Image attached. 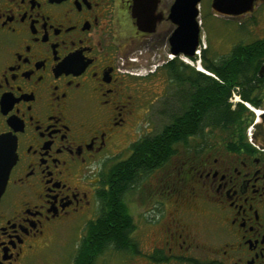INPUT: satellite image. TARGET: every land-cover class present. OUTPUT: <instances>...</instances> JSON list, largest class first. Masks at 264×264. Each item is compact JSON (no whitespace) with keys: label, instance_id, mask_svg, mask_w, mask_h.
<instances>
[{"label":"flooded vegetation","instance_id":"af4514ba","mask_svg":"<svg viewBox=\"0 0 264 264\" xmlns=\"http://www.w3.org/2000/svg\"><path fill=\"white\" fill-rule=\"evenodd\" d=\"M154 1L139 18L135 0H0V156L14 152L0 194V264H32L68 221L84 232L51 262L81 264L88 224L113 186L111 166L187 109L188 82L164 69L175 59L188 63L169 55L175 0ZM216 13L263 16L264 31V0L239 14ZM214 67L230 80L232 110L248 101L257 112L246 106L243 122L223 120L208 139L202 127L181 140L176 182L171 145L164 161L139 172L122 194L132 228L130 243L118 247L129 254L121 264H264V55H218ZM157 105L166 119L158 132L146 120ZM136 166H121L117 178ZM135 190L138 205L150 203L146 190L151 198L144 222L131 207Z\"/></svg>","mask_w":264,"mask_h":264},{"label":"trees","instance_id":"16d2710c","mask_svg":"<svg viewBox=\"0 0 264 264\" xmlns=\"http://www.w3.org/2000/svg\"><path fill=\"white\" fill-rule=\"evenodd\" d=\"M227 55H264V37L248 43L240 42ZM200 57L204 68L214 73L216 77L179 59L173 60L169 66L164 67L176 80L188 82L187 109L174 113L173 124L170 127H165L155 140L142 142L138 147L142 149L141 151L136 147L137 153L134 152L126 160L116 162L111 166L108 175L109 182L113 186L109 191L104 192L102 215L88 224L87 234L81 243L82 246L87 247L83 248V251L80 248L77 255L78 262L81 264H87L88 261L89 264H95L97 257L105 252L111 244L118 249L120 245L127 246L130 243L131 238L128 232L132 228L131 217L127 204L122 200V194L138 180L139 172L148 171L152 169L153 165H158L166 159L165 148L168 149V146L171 145L170 152L176 154L179 142L181 140H184L185 143L188 142L190 134L201 130L202 127L204 131L208 130L204 132V137L208 139L221 121L236 117L239 122H243L249 114L250 110L245 105L240 106L237 110H232L229 102L232 92L230 80L224 77L219 78L214 67L215 57L211 56L209 46L201 49ZM183 122L185 126L182 125ZM235 128L234 126L220 127V129L228 131ZM168 135H171V142L166 140ZM160 150H163L162 153L159 152ZM145 151L150 153L146 158L142 154ZM139 153L142 154V157H138ZM132 160L137 164L135 170L127 169L123 173V179H118L120 167L128 165Z\"/></svg>","mask_w":264,"mask_h":264},{"label":"rangeland","instance_id":"374dc122","mask_svg":"<svg viewBox=\"0 0 264 264\" xmlns=\"http://www.w3.org/2000/svg\"><path fill=\"white\" fill-rule=\"evenodd\" d=\"M201 4L203 11L199 17V19L202 21V43L200 47L202 49L203 47L209 46L211 49V56L213 57L218 55H227V53H229L236 44L240 42L248 43L251 42L252 39L264 35V31H262L257 25L258 23H263V16H257V18L254 17V19L250 16L228 17L214 12L211 9V0H202ZM200 55L201 54H198V59ZM188 62L190 65H195V68L197 69L198 66L201 65L199 61L192 62L190 59H188ZM150 87L151 90L155 88L151 85ZM161 108V105H157L158 110L146 116V120L148 119L154 121L150 126H152L156 132L161 130L162 125L166 123V119L159 112V109ZM145 124L146 123L143 122L141 126H145ZM184 153L185 149L182 146H178V155L174 158L171 167L173 171V182H176V175L178 174L175 168L183 161ZM145 180V183L147 184L156 183V179L154 177H148ZM139 194L140 193H138L136 190L134 193H131L133 198L136 200V203H132L131 207L133 214L138 213L135 215L136 218L138 217V222H144L145 220L142 218V216H151L152 210L151 212L144 211L145 209H151L150 206H152V203L151 198L147 197L148 192L146 190L143 193L145 195L144 199L145 202L150 203H148L147 206H145L144 203L138 205L137 200L141 198L138 197L140 196ZM72 225L73 222L70 221L64 223L62 225L61 235L57 239L53 240L51 242L50 248L36 257L32 264H52L51 261L59 254L61 255V253L68 249V247L71 245V243L69 244L68 242L73 241V243H76L77 240H79V235H82L84 230L73 229ZM65 243H68L69 245L67 244L64 246ZM128 255L129 254L127 252L120 251L112 246L109 247L101 256L97 257L95 264H121L123 260H128Z\"/></svg>","mask_w":264,"mask_h":264},{"label":"water","instance_id":"95a60500","mask_svg":"<svg viewBox=\"0 0 264 264\" xmlns=\"http://www.w3.org/2000/svg\"><path fill=\"white\" fill-rule=\"evenodd\" d=\"M146 0H135L133 16L139 18L145 17ZM201 0H175L169 18L176 27L169 37L171 44V53L175 55L184 54L189 57L196 55V50L200 46L201 36V22L199 19L200 9L199 3ZM255 0H213V7L216 12L226 14H239L253 9ZM152 2V0H148ZM154 2H157L154 1ZM155 6V3L154 5ZM151 7L150 5L147 6ZM154 30V27H150ZM3 140L2 138H0ZM1 142V141H0ZM14 162V152L12 156L10 152L4 156H0V194L5 188L6 181L9 175L10 168Z\"/></svg>","mask_w":264,"mask_h":264},{"label":"built area","instance_id":"2783aa9c","mask_svg":"<svg viewBox=\"0 0 264 264\" xmlns=\"http://www.w3.org/2000/svg\"><path fill=\"white\" fill-rule=\"evenodd\" d=\"M247 105H250L248 102H245Z\"/></svg>","mask_w":264,"mask_h":264},{"label":"bare ground","instance_id":"6f19581e","mask_svg":"<svg viewBox=\"0 0 264 264\" xmlns=\"http://www.w3.org/2000/svg\"><path fill=\"white\" fill-rule=\"evenodd\" d=\"M204 68V67H203Z\"/></svg>","mask_w":264,"mask_h":264}]
</instances>
